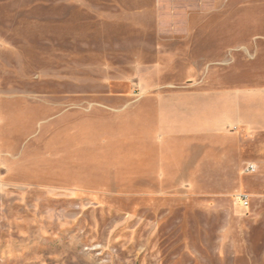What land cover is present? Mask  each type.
Masks as SVG:
<instances>
[{"label":"rangeland","instance_id":"rangeland-1","mask_svg":"<svg viewBox=\"0 0 264 264\" xmlns=\"http://www.w3.org/2000/svg\"><path fill=\"white\" fill-rule=\"evenodd\" d=\"M223 77L264 0H0V264H264V168L183 177L163 109Z\"/></svg>","mask_w":264,"mask_h":264},{"label":"crops","instance_id":"crops-1","mask_svg":"<svg viewBox=\"0 0 264 264\" xmlns=\"http://www.w3.org/2000/svg\"><path fill=\"white\" fill-rule=\"evenodd\" d=\"M177 98L182 108L168 103L163 109L180 111L182 135L197 142L190 148L184 141L183 177H196L206 161L222 169L217 177L228 176L245 161L264 168V77L215 78L211 88ZM206 138L216 144H206Z\"/></svg>","mask_w":264,"mask_h":264}]
</instances>
